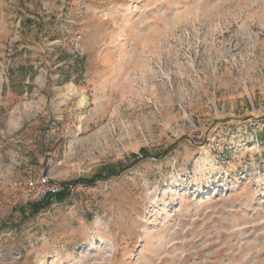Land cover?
Segmentation results:
<instances>
[{
  "label": "rangeland",
  "instance_id": "obj_1",
  "mask_svg": "<svg viewBox=\"0 0 264 264\" xmlns=\"http://www.w3.org/2000/svg\"><path fill=\"white\" fill-rule=\"evenodd\" d=\"M0 264H264V0H0Z\"/></svg>",
  "mask_w": 264,
  "mask_h": 264
},
{
  "label": "trees",
  "instance_id": "obj_2",
  "mask_svg": "<svg viewBox=\"0 0 264 264\" xmlns=\"http://www.w3.org/2000/svg\"><path fill=\"white\" fill-rule=\"evenodd\" d=\"M148 156V153L145 149H140L139 152L136 153H131L130 157L132 158V163H130L129 165H124L121 162H118L116 165H110L106 168V173L105 175L102 174H96L91 178H82L79 179L78 181L75 182H80V183H84L87 185L93 184L96 180L101 179L103 177H108V176H115L117 174H119L120 172H122L126 166H133L136 162H138L141 158H145ZM72 183H66L64 185V187L62 188V190H60L57 193L54 194H47L45 195L41 201L39 202H33L30 203L26 206V208H28V212L29 214H36L37 212H39L41 209L46 208L47 206H49L51 203L53 202H61L63 200H65L67 198V196L69 195L70 192V185ZM25 211V208L21 207L20 208V212L23 213Z\"/></svg>",
  "mask_w": 264,
  "mask_h": 264
},
{
  "label": "built area",
  "instance_id": "obj_3",
  "mask_svg": "<svg viewBox=\"0 0 264 264\" xmlns=\"http://www.w3.org/2000/svg\"><path fill=\"white\" fill-rule=\"evenodd\" d=\"M62 187L57 183H49L48 180L42 179L38 186L39 198L44 197L47 194H54L59 192Z\"/></svg>",
  "mask_w": 264,
  "mask_h": 264
},
{
  "label": "bare ground",
  "instance_id": "obj_4",
  "mask_svg": "<svg viewBox=\"0 0 264 264\" xmlns=\"http://www.w3.org/2000/svg\"><path fill=\"white\" fill-rule=\"evenodd\" d=\"M72 88H73V87H72ZM72 90H73V89H72ZM72 90H71V91H72ZM74 91H75V90H74ZM68 93H69V92H68ZM67 95H69V94H67ZM83 103H84V98H82V99L79 101V104H80V105H83Z\"/></svg>",
  "mask_w": 264,
  "mask_h": 264
}]
</instances>
